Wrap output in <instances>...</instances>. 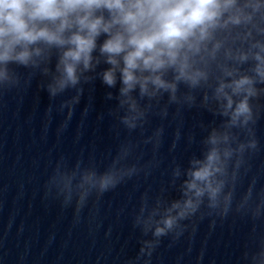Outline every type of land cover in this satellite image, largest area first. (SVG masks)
Masks as SVG:
<instances>
[{
    "label": "clouds",
    "instance_id": "9594fccd",
    "mask_svg": "<svg viewBox=\"0 0 264 264\" xmlns=\"http://www.w3.org/2000/svg\"><path fill=\"white\" fill-rule=\"evenodd\" d=\"M37 76L50 100L71 93L57 108L67 109L60 130L85 86L91 93L99 80L115 102L108 114L116 136L128 133L103 170L92 157L55 162L45 196L73 207L77 221L90 202L94 218L105 193L160 167L165 126L149 133L153 117L177 122L170 152L181 140L184 111L213 117L200 123L198 141L187 135L198 154L184 164L173 159L167 186L141 194L132 218L139 248L124 264H153L164 238L171 246L186 232L194 235L205 218L211 225L231 214L264 222V170H254L264 151L257 135L264 117V0H0V99L26 91ZM251 240L243 264H264V234L255 226Z\"/></svg>",
    "mask_w": 264,
    "mask_h": 264
}]
</instances>
